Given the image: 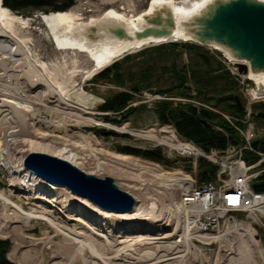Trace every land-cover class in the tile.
I'll use <instances>...</instances> for the list:
<instances>
[{"label": "bare ground", "instance_id": "6f19581e", "mask_svg": "<svg viewBox=\"0 0 264 264\" xmlns=\"http://www.w3.org/2000/svg\"><path fill=\"white\" fill-rule=\"evenodd\" d=\"M123 1L103 0L105 4L111 5ZM177 1L179 0H152L145 12L130 18L120 11L110 9L102 18H92L84 23L82 17L72 9L64 11L65 13L43 14L42 21L49 28L48 34L57 43L60 51L84 54L90 58L92 68L84 77L85 80H89L123 56L138 50L170 42H197L187 33V23L201 15L216 0ZM161 9L170 10L176 17L175 36L168 39L154 37L136 39L134 37L136 31H142L148 26L144 16L154 15ZM163 14L165 16V13ZM115 28H123L130 38L116 37L110 31ZM29 29V19L12 12L4 6L3 0H0V162L10 177L12 187L10 193L0 190V234L12 240L9 259L16 264H36L38 257L44 254L42 250L35 248L37 243L28 241L29 237H26L31 231L30 221L40 220L52 226L57 235L62 237V242H59L61 244L55 246L48 254L53 261L52 264H185L184 260L193 250L190 234L184 230L181 244L179 241L173 243L158 241L170 237L167 228H160L163 220L167 222L175 217V221L178 222L181 214L184 217L179 204L184 207L185 202H177L180 197H177L176 192H181V196L182 188L192 180L190 176L179 171L167 172L157 165L150 164L153 167L149 166L145 172L148 173V177L139 174L131 182L128 174L121 172V169L118 174V171H113L114 169L104 168L98 156L109 153L104 156H111L118 163L138 159L99 148L101 142L93 134L79 132L78 135H67L64 132L62 138H67L69 142H65L64 139H62L64 141L52 139L53 136L47 137L42 129L37 128L41 123L37 115L41 112L38 108L45 109L46 113L52 116L53 133H61L64 127L62 120L78 118L84 120V123L101 125L118 133L131 135L137 140L166 145L172 150L186 152L194 150L193 145L181 141L175 131L168 126L159 131L155 128L132 130L127 124L114 126L98 121L82 88L78 86L75 88L76 84L75 89H68L67 86L72 80L67 83L61 81L57 66L49 71L46 63H38L33 60L32 55L30 56L29 41L26 39ZM209 46L228 54L232 63H244L249 68V63L236 60L228 50L219 45ZM243 78L264 86V72L255 73L249 69ZM81 124L78 123L79 126ZM161 133L162 139L158 136ZM32 153L60 158L82 171L83 165H93L92 172H84L98 178L106 174L119 176L122 181L127 182L123 185L126 192L128 190L135 199L134 210L120 213L105 211L65 187L46 183L24 166L25 158ZM14 191L23 194L22 197L16 195L18 202L13 200ZM40 191L42 195L50 198H42L38 194ZM40 202H45L48 207L62 213L66 222H58L53 214L41 207ZM24 206L30 208L26 209ZM252 223L251 220L237 225L232 223L239 235L235 256L229 259V264H262L255 259L264 260V253L259 246V240L255 237ZM14 224L18 225L13 226ZM221 237L215 234L206 238L217 240ZM244 237H248V240L243 239ZM51 241L47 237L43 243L51 248ZM181 245L184 247L182 251ZM141 246H152L156 251L141 256ZM26 247L32 249L30 248V254L25 252L24 257L21 249ZM174 250L176 252H173ZM192 252L196 254V249ZM254 254L257 255L254 257Z\"/></svg>", "mask_w": 264, "mask_h": 264}, {"label": "rangeland", "instance_id": "374dc122", "mask_svg": "<svg viewBox=\"0 0 264 264\" xmlns=\"http://www.w3.org/2000/svg\"><path fill=\"white\" fill-rule=\"evenodd\" d=\"M150 1L152 0H124L121 3H116V4L111 5L107 3L105 4L103 0H75V5L71 7L69 10H72V9L75 10L80 15V17H82L83 22L87 23L92 18L93 19L102 18L105 15V13L109 11L110 9L116 10L117 12L120 11L128 18L132 16H138L139 14L145 12L148 9ZM63 3L64 2L62 0H56V6L63 5ZM52 9L53 8H48V7H42V8L28 7V8H22L18 10V12H16L20 14V16L23 17L24 19H29L30 21V29L27 31V34H26L27 35L26 39L29 41L27 42H28V49L30 51V56L32 55L31 57L34 58L33 60L37 61L38 63L40 62L46 63V65H48L49 71H51L57 66L58 69L60 70L59 78L61 81L67 83L68 81L72 80L71 83L68 84L67 88L72 89V90L78 87L82 88V90L86 93L87 97L89 98L90 109L92 110V112H95V118L98 121H102L104 124H111V123L105 122L103 120V116L107 114L109 115V117H115L117 114L103 113L100 107L105 103L106 99L112 96L114 93L129 90L131 86V81L128 79L129 76L126 75L125 77L126 84L124 87H119L116 84L108 83L107 81L98 80L95 78L85 80L84 79V77L86 76L85 73H87L92 68L93 63L92 61H90V58L87 57V55L78 54V53H74L71 51L62 52L58 49L57 43L48 34L49 28H47V26L42 21V15L43 14L48 15L50 13H65L67 11L53 12L54 10ZM170 43H175V42H170ZM176 43L194 44V45H198L199 48L187 49L184 47H171L167 45L166 47L161 48L160 50H157V47L159 46L158 45V46H151L148 48H144L136 52L127 54V55H130L131 57L136 55V57L123 62V69H126L127 71H131L135 73L136 75L135 82H137L138 80L144 79V76L147 75V79L145 83L151 86V90L145 89L142 94L136 95L135 99L133 100L132 106L140 107L141 105H144V107H140V110L138 112H136L130 118L125 120L121 125H114V126H122L124 124H127L128 127L132 130H145L148 128H155L158 131L165 126L159 123L158 117L155 113V107H156L155 104L157 102H160V100L157 99L158 95L167 97L166 94H163V93L157 94V91L169 89L172 85L175 84V78L172 72L173 64L178 67L177 68L178 71H181L185 75H188V80L186 83V86L188 87V89L186 90L189 95L193 93L195 95L194 98L198 102L206 104L210 107L216 106L215 108L219 112L225 115H228V116H233L234 110L230 107L231 105H233V102L229 100L221 99L229 95V93L225 94L227 87H230V85L227 84L226 82H229V79L231 78L228 76V74H225L226 71L228 70L230 72L231 69H233L234 71H236V73L239 72L238 69L235 67V64L229 60L230 58L229 55L220 49L213 48L211 46H203L197 42L191 41V42H176ZM143 50L145 51L141 52ZM127 55L123 56L119 60L122 62L124 60L123 58H125ZM202 55H205L209 58V64H210L211 70L207 68L206 64L203 62ZM147 68H150V70L145 71ZM193 72H198L199 76L205 75L207 80L210 79L209 81L210 84L207 85L206 82L205 84L204 83L201 84L197 81V79L190 77L189 75H191ZM231 73L232 71L230 72V74ZM231 75H232V78L235 79L234 81L236 83V85H232L233 87L232 94L236 95V97H238L245 105L246 100H245L244 93L247 87L246 85H242V82L244 80L243 74L241 75L231 74ZM245 81H246L245 84H249V89L258 91L264 96V86L263 85H256L250 79H246ZM75 85L76 87L74 88ZM199 91L202 92V95H198ZM204 92H206L207 94H204ZM174 93H176V91ZM167 95H170V94H167ZM170 96H174V95H170ZM170 96L169 98H171ZM184 97L185 96H177L174 98H184ZM173 101L176 103H179V101H175V100ZM38 107H36V109ZM38 109H39L38 111H41L40 113H37V115L39 116V120H41V123L38 124L37 128L40 130L42 129L44 132L43 131L41 132L45 133L47 137L53 136L52 139H57L58 141L65 140V142H69L67 138L66 139L62 138V136H64L63 134L64 132H66L67 135H73V134L78 135L80 132L83 134L95 135L97 139L101 142V145L98 147L110 153L114 152L117 154L126 155L118 151L119 148L124 147V146H129V147L136 148V149H153L156 147H160L164 155L169 160L168 165L164 163L150 161V160L144 159L142 157H137L134 155H127V156L135 158L136 160L138 159V161L123 162V163H118L116 160L111 158V156L110 157L104 156L109 153H104L98 156V158L101 159L100 164H104V168H108L110 170L114 169L113 171L115 170H116L115 172L118 171V174L121 169V172H125L128 174V176L130 177V181L135 180L137 178L136 176H139V174H141V176L148 177L147 176L148 173H145L146 168H149L150 164H153V165L159 166L161 169H164L167 172H172V173L177 172V171L183 172L184 174L189 175L190 178L193 179L192 181H194L196 184L201 185L200 180H199L198 164L196 166L193 164L195 159L191 156H182L180 154V151L169 149V147L166 145H160L157 143L153 144L145 140H137L134 137H131V135H128V134L126 135V133H118L114 130L108 129L107 127H104L101 125L84 123L85 122L84 120L78 119V118H73V119L66 118V120L64 119L65 120L64 121L62 120L63 119L62 117L61 120L63 121L62 125L64 127H62L61 133L59 132L53 133L51 132L53 130L52 129L53 122H51L52 116L46 113L45 109L41 107H39ZM253 110H254V113L258 111H264V103L261 102V103L255 104L253 106ZM254 119L257 125L261 129L264 128V122L261 119L257 117ZM213 122L218 123L219 120L217 119V120H214ZM78 123L79 124L82 123L81 126H79ZM172 129L175 131L173 127ZM33 130L35 131V129ZM158 136L160 137V139L163 138L162 133L159 134ZM177 136L181 141L185 140L182 137H180L178 134ZM245 155L247 157V154ZM249 157H251V154L249 155ZM93 159H94V155H93ZM1 164L2 162H0V190H2L3 192L10 193V190L12 188L11 182H10L11 180H10L8 173L4 169V166H2ZM83 166H84L83 170L85 172H92V169H94L93 165L86 164ZM150 167H153V166H150ZM100 172L102 173V171ZM121 174L124 175L123 173ZM105 177H112L115 183L122 190L126 191V187H124L123 185L127 182L122 181L119 178V176L114 177L109 174L99 176V178H105ZM145 177L142 178V180H144ZM150 177L151 176H149V178ZM155 185H158V184L155 183ZM158 189L161 191L160 187H158ZM174 191L176 192V190ZM176 193H177V197H180L181 192L177 191ZM38 194H40L42 198H47V199L50 198V196L48 197V196L42 195L41 191L38 192ZM14 195H15V197H13L14 202L15 200L16 202H18L17 196L22 197L23 194L20 191H14ZM56 199L58 200L59 198L56 197ZM59 201L61 202L60 199ZM178 201L179 199L177 200V202ZM54 203L56 204V202ZM40 205L41 207L47 209V211H49L51 214H53V217H55L58 220V222H63V223L66 222V219L62 213L60 214V212L55 211L52 208L48 207L45 204V202H40ZM24 208L27 209L30 207L24 206ZM236 217L238 219L244 218V216L241 214L236 215ZM37 221H39V223H37ZM37 221L36 220L30 221L31 231H29L26 234V237H29L28 238L29 240L28 239L27 240L33 241L34 244L37 243L35 248L37 250H42L44 253L42 254L43 256L41 255L38 257L39 260L38 259L36 260V264H47V263L52 264L53 261H51L50 255L48 254L50 253V251L54 250L55 246H59V244H61L59 242H62V237L58 236L55 229L52 226H50L48 223L44 224L45 221H41L43 223H41L40 220H37ZM15 225H18V224H14L13 226ZM171 229L168 230L170 237L160 239L158 242L172 243L174 241H179L181 239L183 231L181 229H178L177 234L173 235L175 231H173L174 228H171ZM124 230L130 231L132 229H124ZM124 230H120V231H124ZM236 233L232 232V235L234 237H230L231 231L225 233L226 236L224 237L222 236V234L215 233L216 235L218 234L222 237L220 239L214 240L216 241L212 245L214 255L206 254L205 257H203L204 249H202V247H200L195 242V240H192L195 243V244L193 243L192 249L197 250V247L199 249L201 248V253L196 251V254H194L195 252H192L193 251L192 250L190 252V255H188V257L184 260L186 261L185 264H229V259L235 256L236 247L238 244V241H237L238 232ZM259 234L264 244V230L260 229ZM45 237L46 238L48 237L52 240L51 248L46 246L43 243L44 239H46ZM0 239L10 241V248L7 253V256H8L9 251L12 247V240L8 237L5 238V236L1 234H0ZM243 239L248 240V237H244ZM37 240L39 241L37 242ZM181 246L182 248H180V250L182 251L184 250V247L183 245ZM30 248L32 249V247L22 248L21 252L24 253V255L22 256L26 257L25 252H28L30 254V250H31ZM140 251L142 254L141 256H144L146 254L148 255L149 252L151 253L152 251L155 252L156 249H154V247L152 246H141ZM173 252H176V250H174ZM161 254L162 253H159V255ZM256 255L257 254H254V257ZM208 257L210 258L209 261L207 260ZM255 259L258 260L259 262L261 261V259L259 258L258 259L255 258ZM40 260L41 261L43 260V262H41ZM164 264H167V263H164Z\"/></svg>", "mask_w": 264, "mask_h": 264}, {"label": "water", "instance_id": "95a60500", "mask_svg": "<svg viewBox=\"0 0 264 264\" xmlns=\"http://www.w3.org/2000/svg\"><path fill=\"white\" fill-rule=\"evenodd\" d=\"M3 4L12 12H18L28 7L54 8L56 0H3ZM164 10L144 16L148 26L142 31H136L134 37H174L176 17L170 10ZM186 27L187 33L200 45H219L228 50L236 60L249 63V68L244 63H235L239 74H247L249 69L255 73L264 72L263 1L216 0L201 15L187 23ZM110 31L119 39L130 38L123 28ZM236 100L238 105H242L238 97ZM255 115L264 122V111L256 112ZM24 166L46 183L65 187L73 194L87 198L102 210L116 213L134 210V197L122 190L112 177L98 178L60 158L39 153L29 154L24 160Z\"/></svg>", "mask_w": 264, "mask_h": 264}, {"label": "built area", "instance_id": "2783aa9c", "mask_svg": "<svg viewBox=\"0 0 264 264\" xmlns=\"http://www.w3.org/2000/svg\"><path fill=\"white\" fill-rule=\"evenodd\" d=\"M231 71L233 75H240L233 69ZM245 80L242 85L247 87L244 93L246 103L244 115L241 118L225 115L215 107L198 102L193 93L184 98L157 96L160 101L175 100L221 115L229 122L238 137V143H232L224 150L213 148L210 151H204L200 146L184 140V142L192 144L194 150L180 151L182 156L193 157L195 166L198 164V160L203 158L217 166L218 172L215 180L209 183L198 185L192 181L193 179L190 180V183L183 187L178 201V203L185 202L184 207L179 204L184 217L181 214L178 222L175 221V217L167 222L163 220L160 228L168 230L174 228L173 235L177 234L178 229L183 232L185 230L192 236V240H195L204 249L203 257L206 254L214 255L212 245L216 241L206 238L208 235L220 233L224 237L225 233L231 231L230 237H234L232 232H236L232 223L237 225L248 220L253 221L252 228L255 237L259 240V246L264 253V244L259 234L260 229L264 230V192L256 191L253 188L254 184L264 183V153L254 146L255 142L264 140V128L261 129L257 125L253 110L255 104L264 103V96L258 91L249 89V84H245ZM168 127L172 128V126ZM217 129L223 131L219 127ZM247 152L258 156V160L253 164L248 163L245 159ZM238 214L243 215L244 218L238 219L236 217ZM182 225L184 229H182ZM180 240L179 244H181ZM196 251L201 253V248L197 247ZM209 259L208 257L207 260L209 261ZM260 263L264 264V260H261Z\"/></svg>", "mask_w": 264, "mask_h": 264}, {"label": "trees", "instance_id": "16d2710c", "mask_svg": "<svg viewBox=\"0 0 264 264\" xmlns=\"http://www.w3.org/2000/svg\"><path fill=\"white\" fill-rule=\"evenodd\" d=\"M62 1L64 2L63 5L55 6L52 9L54 10L53 12H64L75 5V0ZM167 45L171 47H184L187 49L199 48L198 45L175 42L159 45L157 47V50H160ZM145 50L141 52H144ZM134 57H136V55L132 57L130 55H127L125 58H123L124 60L122 62L119 60L113 63L94 77L98 80H104L108 83L116 84L119 87L125 86L126 75L129 76L128 79L131 81L129 90L114 93L112 96L108 97L105 103L100 107L103 113L117 114L115 117H109V115L107 114L104 115L103 120L107 123H111L113 125H121L125 120L138 112L140 110V107H144V105H141L140 107L132 106L133 100L135 99L136 95L142 94L145 89L151 90V86L145 83L147 75L144 76V79L135 82V73L123 69V62ZM202 60L206 64V67L211 70L209 58L205 55H202ZM177 68L178 67L173 64L172 72L175 78V84L172 85L169 89L158 90L157 94L163 93L166 94L167 97H169L170 95H174L170 96L171 98L177 96H191L187 93L186 90L188 89V87L186 86L188 75H185L181 71H178ZM148 70H150V68H147L145 71ZM225 74H228V76L231 78L229 79V82H226L230 85V87H227L225 94L229 93V95L221 99L232 101L233 105H231L230 107L234 110L233 116L241 118L244 115V112L242 110V107L244 108V103L240 100L242 105H238L236 95L232 94V85H236L234 81L235 79L232 78V75L228 70ZM189 76L197 79V81L201 84H205V82L207 85L210 84V79L207 80L205 75L199 76L198 72H193ZM175 91L176 93H174ZM204 94L207 93L204 92ZM198 95H202V92L199 91ZM155 106V113L161 125L172 126L180 137L187 141L193 142L197 146H200L204 151H210L213 148L224 150L228 147V145L232 143H238V137L235 135L234 130L229 122L220 115L213 113L212 111L204 108H198L191 104H183L180 102L176 103L173 100L160 101L157 102ZM217 119L219 120L218 123L213 122ZM218 127L223 131L218 130ZM254 146L264 153V140L255 142ZM118 151L122 154L134 155L150 161L164 163L167 165L169 164L168 158L164 155L160 147H156L153 149H136L129 146H124L119 148ZM246 154L247 157H245V159L250 164H253L259 158L255 155H251V157H249V155L251 154L249 152H247ZM198 167L199 180L201 184L209 183L215 180L216 174L218 172L217 166L210 163L206 159L201 158L198 160ZM253 188L256 191L264 192V183L262 182L259 184H254ZM9 248L10 241L0 239V264H15L7 256Z\"/></svg>", "mask_w": 264, "mask_h": 264}]
</instances>
